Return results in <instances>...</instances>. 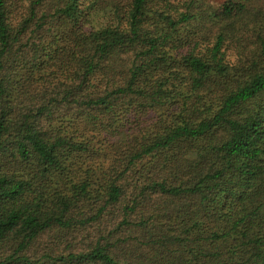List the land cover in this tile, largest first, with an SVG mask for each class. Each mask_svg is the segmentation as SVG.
Returning a JSON list of instances; mask_svg holds the SVG:
<instances>
[{"label": "trees", "instance_id": "16d2710c", "mask_svg": "<svg viewBox=\"0 0 264 264\" xmlns=\"http://www.w3.org/2000/svg\"><path fill=\"white\" fill-rule=\"evenodd\" d=\"M253 1L0 0V264H264Z\"/></svg>", "mask_w": 264, "mask_h": 264}, {"label": "rangeland", "instance_id": "374dc122", "mask_svg": "<svg viewBox=\"0 0 264 264\" xmlns=\"http://www.w3.org/2000/svg\"><path fill=\"white\" fill-rule=\"evenodd\" d=\"M208 2V4H211L212 6H219L224 0H205ZM252 8L258 7L259 8V13L264 14V0H259V1H253L252 2Z\"/></svg>", "mask_w": 264, "mask_h": 264}]
</instances>
